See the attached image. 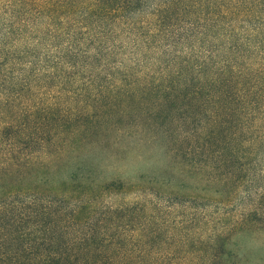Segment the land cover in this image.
<instances>
[{
	"label": "trees",
	"instance_id": "1",
	"mask_svg": "<svg viewBox=\"0 0 264 264\" xmlns=\"http://www.w3.org/2000/svg\"><path fill=\"white\" fill-rule=\"evenodd\" d=\"M0 264H264V0H0Z\"/></svg>",
	"mask_w": 264,
	"mask_h": 264
},
{
	"label": "rangeland",
	"instance_id": "2",
	"mask_svg": "<svg viewBox=\"0 0 264 264\" xmlns=\"http://www.w3.org/2000/svg\"><path fill=\"white\" fill-rule=\"evenodd\" d=\"M133 164H134V163L132 162V163L129 165V169H130L131 171L134 170V173H135L136 170H135V167H134ZM245 245H246L247 248H250L251 250H254L253 246H255V248L258 249V245H259V243H257V242H252V241L247 240V241L245 242ZM258 250H261V248L259 247Z\"/></svg>",
	"mask_w": 264,
	"mask_h": 264
}]
</instances>
